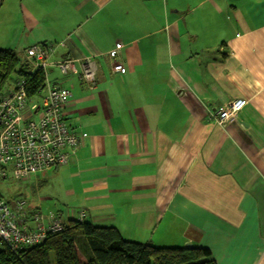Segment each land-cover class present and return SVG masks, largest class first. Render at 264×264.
Returning a JSON list of instances; mask_svg holds the SVG:
<instances>
[{"label": "crops", "instance_id": "obj_1", "mask_svg": "<svg viewBox=\"0 0 264 264\" xmlns=\"http://www.w3.org/2000/svg\"><path fill=\"white\" fill-rule=\"evenodd\" d=\"M47 44L52 64L93 60L95 81L48 68L46 83L72 92L63 111L79 143L26 180V211L40 212L26 226L84 212L125 240L264 264V0H0L1 50L28 61ZM233 100L247 104L213 127Z\"/></svg>", "mask_w": 264, "mask_h": 264}, {"label": "built area", "instance_id": "obj_2", "mask_svg": "<svg viewBox=\"0 0 264 264\" xmlns=\"http://www.w3.org/2000/svg\"><path fill=\"white\" fill-rule=\"evenodd\" d=\"M57 46L51 44L35 45L25 54L34 69H47L55 65L61 75L78 73L85 84L91 86L95 81V64L91 59L61 60L49 62L50 55ZM120 44L108 52V58L115 60ZM76 64L80 71L77 72ZM125 73L120 63L110 67V74ZM25 82L19 80L16 88L0 101V245L16 253L22 247L41 243L49 234L64 230V222L58 215L46 218L34 227L26 226V219L38 220L40 214L25 211L24 202H10V190L7 180L22 181L32 175L63 166L67 162L65 150L75 149L79 137L71 133L64 119V107L72 99L69 89L47 88L38 102L32 103L26 98ZM247 102L230 101L224 108L210 115L209 121L225 127L233 123ZM85 214L79 213L82 222Z\"/></svg>", "mask_w": 264, "mask_h": 264}, {"label": "trees", "instance_id": "obj_3", "mask_svg": "<svg viewBox=\"0 0 264 264\" xmlns=\"http://www.w3.org/2000/svg\"><path fill=\"white\" fill-rule=\"evenodd\" d=\"M30 61L20 62L14 52L0 49V101L16 88L19 80L25 82L26 98L32 103H39L47 88H55L46 83L48 68L34 69ZM73 150L67 148L64 151L66 164ZM9 196L10 202L23 201L26 211L27 201L21 194L10 191ZM32 213L40 214L38 210L28 212L29 215ZM203 255L197 258L192 249L158 248L149 241L125 240L115 227L94 226L84 220L66 221L61 232L49 234L41 243L22 247L16 253L0 245V264H151L152 256L155 264H214L207 250Z\"/></svg>", "mask_w": 264, "mask_h": 264}, {"label": "rangeland", "instance_id": "obj_4", "mask_svg": "<svg viewBox=\"0 0 264 264\" xmlns=\"http://www.w3.org/2000/svg\"><path fill=\"white\" fill-rule=\"evenodd\" d=\"M19 60H20V62H22L23 61V59L22 58H20L19 57ZM96 72V71H95ZM234 101V100H233ZM229 102H226L222 107L224 108V106H226L227 104H228ZM221 107V108H222ZM220 108V109H221ZM219 110H217L216 112H218ZM211 123V122H210ZM212 124V126L213 127H215V128H217V129H219V130H224L225 128H226V126L225 127H220V126H217L216 125V123L213 121V123H211ZM229 125V124H228ZM26 181H22V182H17V181H14L13 179H12V177L11 176H9V179L7 180V183H8V187H9V190L12 192V194H19V192L20 191H22L23 192V198H27V196L29 195V197H30V192L26 189L25 190V188H27V184L25 183ZM28 184H30V182L28 183ZM16 197V196H15ZM151 264H155V258H154V256H152V258H151Z\"/></svg>", "mask_w": 264, "mask_h": 264}, {"label": "water", "instance_id": "obj_5", "mask_svg": "<svg viewBox=\"0 0 264 264\" xmlns=\"http://www.w3.org/2000/svg\"><path fill=\"white\" fill-rule=\"evenodd\" d=\"M183 248H184V249H188V250H189V249H190V250L192 249V247H191L190 245H185Z\"/></svg>", "mask_w": 264, "mask_h": 264}]
</instances>
